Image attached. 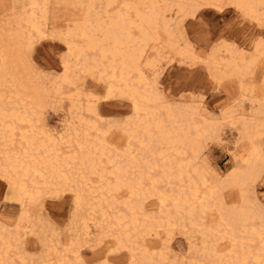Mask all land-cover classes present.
<instances>
[{"label": "bare ground", "instance_id": "obj_1", "mask_svg": "<svg viewBox=\"0 0 264 264\" xmlns=\"http://www.w3.org/2000/svg\"><path fill=\"white\" fill-rule=\"evenodd\" d=\"M16 1L20 3L19 11L0 28V51L8 57V68L0 74V176H8V179L1 180L7 184L12 199L24 210L20 221L23 219L27 223L26 208L38 201L39 190L46 188L53 176L37 168L18 171L20 144H16L17 151L9 149L17 140V131L23 130L24 122L31 121L37 115V108L41 120L45 102L43 97L54 99L58 96L61 100L65 96L76 121L69 124L59 143L53 141L49 151H54L53 159L56 155L61 157L58 165L61 170L71 164L70 175L64 179H71L81 196L73 214L74 225H79L74 231L77 235L80 233L84 240H88L91 228L100 226L101 234L111 238L109 247L119 245L120 249L129 251L131 264H165L166 258L160 254L157 253L154 258L150 252L152 245L145 242V237L159 236V229H171L177 225L183 227L186 224L201 233L199 243L204 247L201 257L208 264H264V214L252 190L256 180H251L249 184L245 179L252 172L258 176L264 169V151L260 143L264 139V98L257 95L258 89L254 83L242 85L244 96L241 99L249 106L246 113L242 109L236 115L234 111L223 112L230 124L235 126L238 141L243 143L237 153V168L225 176L231 174L230 182L225 177L222 180H208L207 171L199 167L194 158L189 157L187 163L184 162L185 144L179 133L194 142L195 137L190 138L189 131L199 136L212 127L210 121L201 116L195 107H177V110L165 111L167 130L175 138L154 153L152 162H147L151 175H143L145 153L135 146L137 133L148 127L147 121L151 120L159 126L162 119L156 104L158 94L153 86H148L147 81L128 70L127 61L132 57L139 60L145 54V49L158 58L160 53L166 51L182 58H192L194 55L190 44L179 42L172 29V21L180 15V24L182 18L193 16L199 8L210 4L220 5L221 0ZM50 3L84 6L70 7L71 13L62 22L47 27L45 21ZM229 3L232 7L237 5L234 8L244 17H252L248 19L255 23L264 19V0H229ZM116 4L127 6L113 7ZM213 9L219 10L218 7ZM134 30L140 34L138 42L125 37L126 32L128 36L134 35ZM53 34H63L64 42L55 41L61 43L65 51L60 69L68 58L71 72L66 75V79L70 85L73 82L71 79L77 77V72L89 77L95 73L98 79L103 77L112 81L115 91L138 97L143 115L139 121L130 124V139L133 143L130 145L125 141L127 148L124 151L117 153L115 150L112 153L108 141L100 140L92 134V129L97 127L92 115L96 105L90 102L89 94H84V100L81 101L77 93L61 92L64 84L51 81H48L47 89L29 67L30 60L24 55L29 41L40 43V36ZM224 43L221 45V56L209 55L206 60V69L213 72L218 81L231 77L243 81L247 75L253 74L249 68L255 69L259 63L264 62L262 50L253 47L251 53L245 55ZM42 133L44 131L40 129L35 139L39 140ZM24 142L31 143L28 140ZM139 142L143 146L142 136ZM41 145L46 146L43 141ZM77 148L83 149L79 164L76 163ZM232 156L235 158L236 154ZM85 160L88 161L86 168ZM229 188L238 190L240 195L236 204L227 206L221 192ZM25 190L29 193L36 191L34 201L31 195L24 196ZM121 192H127V196H122ZM250 193L254 195L252 199L248 197ZM124 197V201H118ZM146 198H153L159 207L161 216L158 221L145 214L143 201ZM25 199L30 202L25 204ZM119 206L122 210L118 209ZM207 212L209 216H214L216 225L203 229L202 218ZM19 228L24 233L28 229L25 225ZM217 232L220 234L219 241H222L219 246L209 241ZM18 239L17 233L13 238L9 234L0 233V264L8 262L11 241ZM65 252H70L78 261L79 253L76 249H66ZM58 256L57 263L69 264L65 256ZM45 264L52 263L46 259Z\"/></svg>", "mask_w": 264, "mask_h": 264}, {"label": "rangeland", "instance_id": "obj_2", "mask_svg": "<svg viewBox=\"0 0 264 264\" xmlns=\"http://www.w3.org/2000/svg\"><path fill=\"white\" fill-rule=\"evenodd\" d=\"M71 1L72 0H67V2ZM51 4L52 3L48 5L50 10H48L47 19L45 21V23L47 22L45 24L47 27L52 25L57 26L72 10L70 7L60 6L63 4ZM221 4L224 5L223 11L201 7L193 16L182 18L180 24L178 23L181 16L177 15L174 18L172 21V29L175 30V34H177L175 36L179 38L181 44L185 42L189 43V41L195 37V42L189 43L191 48L194 49V51H192L194 56L192 58H182L174 53L168 54L167 51L160 53L159 58H157L165 61L166 65L161 75L152 81V86L158 94L159 99L167 97V103L175 104L177 107H195L198 109L199 114L206 119L209 117L215 118L218 113H223L226 110L229 112L234 111L236 115L241 109L244 113L249 109L247 102L243 103V105L241 104L242 106L240 105L238 109L235 107L236 100L241 99V97H234L230 91V86L235 78H225L218 81L215 79L213 72H208L206 69L208 68L206 66V60L209 55H222L223 50L221 45H223L224 42V44H228L236 50H239L238 52H244L245 55H249L254 47L253 42L249 39V33L253 30L255 22L246 19L238 10L230 5L229 0H221ZM19 5L20 3L16 0L14 3L12 0H0V28L5 26L4 23L12 20L13 14L19 11ZM64 9L68 12L66 10L64 11ZM259 10L260 12L262 11V9ZM174 11L175 9L173 8V12ZM259 30V28H256V31ZM214 36L215 39H213ZM64 52L61 43L49 39L40 40V43L36 41L33 45L32 55L39 56V63L45 71L55 73L56 69H60V62ZM164 53H167V57ZM201 58H203L204 63H197ZM28 59L30 60L29 57ZM188 61L192 62V66L186 68L184 62ZM37 76L43 85H45V88H47L49 82L41 80L38 74ZM193 77L202 81H207L210 85L214 83V86L208 87L206 94L203 89L199 92L192 91L191 89L185 91L184 89ZM76 78L77 77H73L71 81L74 82ZM89 79V76L81 74L79 75V80L82 82L83 87L80 90L72 91L64 85L61 92L69 94L77 93L79 99L83 101V95L92 91V89L87 87ZM244 80L247 81L245 84H253L255 81L254 72L243 78V81ZM225 84L228 86H225ZM67 100L68 99L64 96L59 101L52 99V103L50 104L44 102L41 117L42 126L40 129L44 132L50 129L53 132L63 135L67 132L69 124L71 125V122L76 121L74 119V112L70 110V104ZM120 103L125 106L117 109V111L129 112L127 102L121 101ZM49 109H51V111H49ZM109 110L111 111L113 109ZM100 111L101 109L96 106V112ZM227 121L228 130L225 134L224 147L220 149L218 153L215 151L210 152L205 160H200L198 163L196 162L199 167L202 166L207 171L208 180L212 178L222 180L230 170L236 169L237 163H239V158H237L239 155L237 153L241 150L243 143L238 141L237 131L234 129L235 126H232L229 120ZM108 142L110 144L109 150H111L112 153H114L115 150H117L118 153L127 148L125 141H123L124 148L119 149L117 145L110 143V141ZM119 143L118 141L117 144ZM233 154H236L235 158L232 156ZM261 188H264V180H256L252 189L255 196L250 193L248 197L252 199L254 196L262 211V205H264V192H261ZM0 193L3 194L0 195V233L9 234L12 238L17 233L19 237L18 241H11L12 248L9 254L10 258H8L9 260L7 259L8 262H6V264H45L46 259L51 261L52 264H59L57 263L58 255L65 256L66 258L64 257V259L69 264H86L87 261L94 259L96 253L93 249L98 247L101 240L106 242L107 245L111 240L110 237H105L101 234L100 226L91 228V234L88 240H84L80 236V233L77 235L74 231L78 229L79 225L75 226L73 223L74 210L70 200H53L48 196H40L38 201H35L30 207L28 206L26 208L27 223H25L23 219L20 221L24 210L12 199L7 184L1 179ZM221 193L223 194L222 196L227 206L238 202V196L240 195L238 190L229 188L223 190ZM125 199L124 197L118 201L121 202ZM120 207L121 206H119L118 209L122 210ZM143 207L145 208L144 211H146L145 214L147 216L155 218V220L158 221L159 216H161L159 214L160 210L153 198H146V200L143 201ZM213 219L214 216L211 217L208 212L205 213L202 218L203 229L214 227L216 221ZM24 225L28 227L25 233L23 229L19 228ZM16 226H18V228ZM181 227V225H177L171 229H159V236L145 237V242L150 244V246L152 245V250L150 252L154 254V258L156 259V256L160 254L166 258V261H164L165 264H190L191 262V264H208L201 257L204 248L199 243L201 242V233L198 230L191 229L186 224H184L182 228ZM34 235L39 237L43 244L38 246L36 240L33 239ZM219 236L220 234L217 232L213 237H210L209 241L219 246V244H222V241H219ZM217 241L219 242L217 243ZM51 246L53 247L52 249ZM38 247L39 250H37ZM112 247L115 246H110L109 249ZM66 249H76L79 253L78 261L73 258L70 252H65ZM120 255L126 258L128 264H131L129 251L121 249ZM60 264L65 263L62 262Z\"/></svg>", "mask_w": 264, "mask_h": 264}, {"label": "snow or ice", "instance_id": "obj_3", "mask_svg": "<svg viewBox=\"0 0 264 264\" xmlns=\"http://www.w3.org/2000/svg\"><path fill=\"white\" fill-rule=\"evenodd\" d=\"M60 6L80 8L84 5L69 3ZM126 6L127 5L116 4L113 7L121 8ZM205 6L213 8L218 7L221 11H223L224 8L223 4H210ZM234 7L238 6L234 5ZM245 18L248 19L252 17L246 15ZM256 28H259L260 30L256 31ZM125 37L127 39H135L138 42L140 39V34L136 33L134 30V35L128 36L126 32ZM39 39L60 40L61 42H64L63 34H60L59 36L56 34H53L52 36L43 35L40 36ZM213 39H215V36ZM249 39L253 42L255 49L264 51V19H261L254 24L253 30L249 33ZM194 42L195 37L189 41V43ZM33 43V41H29L24 55L30 58L29 67L39 75L41 80L62 83L66 88H70L72 91L80 90L83 87L82 82L79 80V72H77V78L71 85L66 79V75L71 72L68 58H66L63 68L56 69L55 73L45 71L39 63V56L32 55ZM191 51H194V49ZM184 63L186 68L192 66L191 61ZM197 63H203V58H201L200 61H197ZM245 63L247 65V59ZM127 64L129 66V71L133 72L140 79L147 81L148 86L152 87V81L161 75L166 62L159 60L154 53H150L147 51V49H145V54L140 56L139 60H137L135 57H132L131 60L127 61ZM7 68L8 57L3 51H0V74H3ZM248 70L254 72V83L258 89L257 95H260L262 98H264V62L259 63L255 69L249 68ZM243 83H247V81H240L236 79L232 81L230 91L234 97L244 96L242 87ZM210 86H214V83L210 85L207 81H202L193 77L184 90L187 91L191 89L192 91L199 92L201 89H203L206 94L207 89ZM225 86L228 85L225 84ZM87 87L92 89V91L88 93L90 102L101 109L100 112L93 111L92 115L97 127L92 129V134L97 136V138L100 140L110 141L112 144L117 145L118 149L124 148L123 141H128V143L131 145L133 140L130 139V124L133 121H139L143 115L138 102V97L127 92L122 93L115 91L112 81L106 80L103 77L98 79L95 73L91 74ZM54 99L59 101L60 98L57 96ZM167 99V97H163L158 99L156 102L157 110L160 112V117L162 119V124L159 126L154 125L151 120H148V127L142 128L137 133L135 138V146L139 147L141 151L145 153V162L143 167L144 176L151 175V172L147 166V162L151 161L154 153L160 151L162 146L170 142V139L175 138V135H170L167 130L166 126L168 121L165 117V111L168 109L177 110V106L175 104H168ZM43 100L46 103H52L51 97H43ZM121 101L127 102L129 112L117 111V109L125 106L120 103ZM242 103H244L243 99H237L235 107L238 109ZM161 105L166 107H161ZM109 109L113 110L110 111ZM49 111H51V109H49ZM39 116L40 112L37 108V115L34 116L31 121L24 122L23 130L17 131V140L12 144L9 150L17 151L16 144H20L18 149V171L21 169L31 170L33 168H37L40 171H47L52 174V182L47 185L46 188H41L39 190L41 197L48 196L53 200H70L73 205V210L75 211L81 199L80 193L72 184L71 179H68L67 181L64 179V177L70 175L71 164L68 168H63V170H61L58 167L61 157L56 155L55 159H53L54 151H49V149L52 148L53 141L59 143L63 139V134H58L57 132L47 129L41 134L39 140L35 139L36 133L40 131L42 126V121L39 119ZM208 119L212 127L206 133L197 136L195 132L189 131V137H195L194 142H192L190 139H185L183 133H179L180 138L184 140L185 144V148L183 149L186 152L184 161L185 163H187L189 157L194 158L198 163L200 160H205L210 152L215 151L218 153L219 150L224 147L225 134L228 130V121L225 114L218 113L215 118L209 117ZM205 127H207V125ZM141 136L143 138V146L139 142ZM25 140H28L31 143H25ZM42 141L44 144H46V146L41 145ZM118 141L120 142L119 144H117ZM260 143L261 150L264 151V139H262ZM76 151L78 156L76 163L79 164V156L83 152V149L77 148ZM87 164L88 161L85 160V168L87 167ZM137 175L139 176L141 173H137ZM230 176L231 174H229V177H225V180H229L230 182ZM57 177H59V179H57ZM0 179H8V176L2 175L0 176ZM245 179L248 180L249 184L251 183V180H264V171H261L258 176L255 172H252L250 177H246ZM147 186L150 187L151 185ZM261 192H264V188H261ZM0 195L3 194L0 193ZM29 195H31L34 201L36 191L33 190L31 193H29L27 190H25L24 196L28 197ZM121 195L127 196V192H121ZM29 202V199L24 200L25 204H28ZM262 214H264V205H262ZM33 239L36 240L38 246L42 244V241L39 237L34 235ZM37 250H39V247ZM93 251L96 253L94 259L87 261L86 264H128L126 258L120 255L121 249L119 245L109 249V246L106 244V242L101 240L99 246L93 249Z\"/></svg>", "mask_w": 264, "mask_h": 264}]
</instances>
